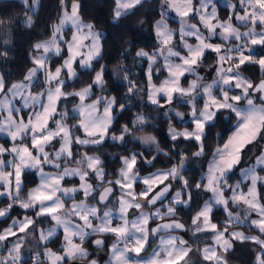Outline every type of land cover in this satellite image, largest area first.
Wrapping results in <instances>:
<instances>
[{
	"label": "snow or ice",
	"instance_id": "1",
	"mask_svg": "<svg viewBox=\"0 0 264 264\" xmlns=\"http://www.w3.org/2000/svg\"><path fill=\"white\" fill-rule=\"evenodd\" d=\"M239 2L244 11L242 15L235 13L236 20L245 26L251 24V27L243 33L233 25L231 16L226 21H219L215 6L212 7L211 13H208L207 8L211 0H199V5L194 4L193 0H164L167 7L174 10L176 15L180 17V40L183 48L187 49V54L182 55L180 51L175 50L172 43L173 30L164 21V13H162V19L157 21L155 25L160 44L158 50L149 54L141 49L136 53L138 57L147 58L149 62L147 75L150 92L148 98L153 104L159 103L157 99L159 94H163L171 103L173 94L176 93L181 97H188V102L193 103L191 115L195 128L192 131L177 132L170 127L169 131L173 140L182 136L185 139H194L199 142L200 150L194 155L200 156L204 153L202 143L204 129L209 122L214 120L217 112L227 109L235 116L234 131L223 147L216 148L208 164L207 183L203 184V187L212 193V198L205 201L204 206L192 218V224L196 226L195 231L213 232V239L216 244L225 251L232 247L230 240L224 238L228 226L233 222L242 223L249 220L253 212L258 218L251 219L250 224L258 228L261 234H264V203L260 202L261 197L257 191V184L258 182L264 184V177L256 173V166L264 167V153L256 158L255 166L242 170V177L251 182L246 192L240 190L239 182L235 186L227 183L228 173L241 161L242 150L253 142L264 140V80L254 85L251 80L244 78L238 71L241 65L248 62L258 64L264 72V57L257 59L251 54L253 49L250 47V45H264V0H239ZM24 3L27 4L28 0H24ZM37 3L38 0H33V6ZM60 3L63 11L59 23L53 26L51 39L34 45V49L37 52L42 50V54L34 55L32 58L34 67L29 69L24 78L29 83L24 81L14 83L5 90L4 80L0 77V94L3 95V99H0V109L7 112L4 121H0V132H7L13 141L11 149H6L0 145V156L5 152L13 154L12 160L0 159V185H3L5 189L0 191V196L10 197L14 203L19 202L20 207L24 209L38 208L37 216H48L55 221L57 227L63 229L65 244L62 253L47 249L46 257L49 264H65L67 260L86 259L89 255L87 249L83 247L86 238L100 233H111L116 237L111 245V257L108 264H189V261L185 259L190 251L188 247H184L186 241L178 240L174 236H169L167 239L161 237L162 247L153 249L147 258L140 256V253L145 250L150 233L156 234L161 230L184 227L183 224L176 221L164 223L151 229H149L148 224L150 219H163L164 215H175L176 208L174 205L183 204L187 206L191 201L190 195L187 200H183L181 199V192H176L173 197V206H169L163 215L159 210L155 213L144 211L146 204L155 205L157 201H162L171 187V185H165L159 191H154L158 184H163L164 180L169 177L183 179L181 176V169L184 165L183 159L179 167L174 166L167 172H157L139 178L145 188L136 193L133 190V184L138 180V174L134 170L137 156L133 154L131 157H123L124 166L120 169V178L106 181L109 186L103 187V191L99 193L97 204L88 203L89 197L96 199L93 196L96 188L89 182L90 173L88 170L95 174L94 178L99 179L101 185L105 183V173L98 156L85 154L76 161L77 165L86 164V168L65 166L62 171L55 174L44 172V165H51L60 170L61 161L67 164L73 157V144L101 143L112 123V108L115 104V98L105 100L104 97H99L92 103L86 104L85 100L91 94L92 85L72 93L63 91L65 80L62 78V72L66 70V75L72 78L76 75L73 68L75 63L78 62L83 67H90L91 61L100 55L101 34L94 30L92 23L83 21L79 12L78 0H72L70 11L65 6V0H60ZM139 4H141V0H115L114 18H120ZM197 16L200 23L207 29L208 36H205L196 24L189 23V17L196 18ZM213 20L217 22L213 23ZM31 23L32 17L28 16L27 24L31 25ZM68 25H71L73 30L70 39L66 38L64 31ZM257 25L261 27L260 32L256 31ZM218 28L221 30L219 35L223 41L234 38L236 41H243V43L225 48L223 44L209 42L211 37L217 34ZM187 37H194L197 43L195 45L188 43ZM86 41L90 43H85ZM62 45L66 46L67 56L64 57L63 63L53 71L48 66L50 59L48 54L60 56L64 51ZM245 49L249 55L244 54ZM206 50H211L217 54L218 78L211 83H204L202 77H197L196 80L190 82L187 88L183 87L181 77H184L186 73H195L196 66L200 64ZM159 57L164 60V68L168 72V77L157 87L152 84V68ZM173 57L178 58L180 62H174ZM225 63H230L231 66L224 68ZM40 72L44 73L45 83L48 87L43 92L33 95L28 91L30 82ZM93 83L96 85L103 84V69L97 72ZM216 88L219 89V95L214 94ZM234 89H239L240 93L230 95L229 93ZM250 90L252 93H261L259 105L250 95ZM26 91H28L27 95H25ZM132 91L133 87H129V92ZM194 93L195 95H193ZM9 94L13 99L20 97L24 108L32 109L27 120L22 116L19 119L15 117L14 114L20 113L22 109L14 106L13 100L9 99ZM69 95L78 97L80 101L73 109V118H78V122L72 127L82 129L86 138L82 139L73 133L66 123L68 119L66 111L57 112L58 102ZM198 96L206 97L202 109H197L194 103ZM102 101L105 106L101 113L99 105ZM241 101H246V104L240 106ZM120 107L123 108L124 105ZM56 115H59L60 119H55ZM177 115L181 114L177 113ZM50 121L54 123V128L50 127ZM137 121L143 123L144 118L140 116ZM128 131L127 126H125L124 132L127 133ZM29 138L30 143H25L24 141ZM57 138L60 147L54 152H49L48 147ZM123 138V136L119 137L121 140ZM113 139H117V137L113 136ZM140 139L146 144L156 143L154 136L141 137ZM18 140L19 144L16 143ZM6 167H11L13 171H5ZM25 169H36L40 174V183L28 192L26 200H20L21 176ZM69 176L79 177L81 182L79 187L66 188L62 186V181ZM184 184L187 186V181H184ZM112 185H118L122 192L118 198L117 217L121 223L115 225L113 224V210L108 209L101 214V209L98 207V205L106 206L107 201L113 195ZM201 186L200 183L196 185L197 188ZM226 189L232 192L230 197L226 196ZM79 192L83 193L84 199L77 202L74 199V194ZM65 198L73 200L70 207H66ZM230 202L236 206L243 205L242 212L233 213L230 211ZM214 205L223 206L224 211L228 214L226 226L222 230L218 228L217 224L211 222ZM12 206L10 203L6 209H0V217L5 216ZM131 209L138 210L139 215L129 220L128 215ZM76 220L81 223H77ZM95 220L100 221V223L94 224ZM33 223L31 218L25 217L19 223V231L24 232ZM16 226L17 222L13 221V225L0 234V241H5L9 235H15L13 228ZM55 233L56 227L48 230L46 234L41 232L40 239L46 241ZM230 237L232 239L251 240L264 248V239L257 236H247L236 231L232 232ZM77 238L79 243L76 242ZM94 243L99 247L104 244V241L96 239ZM121 243H123V247L120 246ZM19 250V244L10 250L9 255L12 260H19ZM12 252H15L16 255L12 256ZM132 253H135V257L138 259H134ZM204 259L214 262V264H226L223 257L218 254L217 249L213 247L204 249ZM88 264H98V262L93 259L89 260ZM257 264H264V252L257 256Z\"/></svg>",
	"mask_w": 264,
	"mask_h": 264
},
{
	"label": "trees",
	"instance_id": "2",
	"mask_svg": "<svg viewBox=\"0 0 264 264\" xmlns=\"http://www.w3.org/2000/svg\"><path fill=\"white\" fill-rule=\"evenodd\" d=\"M80 2V14L82 18L94 25L95 29L104 32L103 38V53L102 56L94 61L90 69H79L78 75L73 80H68L64 85L67 92L75 91L92 84L96 72L103 69L105 83L96 88L93 98L99 95L114 97L117 102L116 116L112 126L109 129L107 139L98 145L80 146L75 144L73 147V157L65 164L61 161V169L58 170L51 165H44L46 170L61 171L66 165H77L76 161L80 160L85 154L96 155L101 160V167L105 173V183L97 188L92 197L88 199L92 202H97L99 193L103 187H107V180H116L120 177V169L123 165L122 158L130 154H136V172L145 175L154 172L158 169H167L179 165L181 160H184L181 176L183 179H167L164 183H172L171 192L182 189L184 200L191 196V201L187 206L181 204L176 207V214L170 218L182 220L187 229L178 231L186 236L192 244L193 249L186 260L189 264H203L200 248L207 240L200 239L196 235H191V220L195 212H197L203 203L209 197V193L203 188L205 182L203 175L206 172L208 162L215 148L218 145H223L230 134L234 131L235 116L227 109L219 111L215 120L208 123L205 127L202 143L204 153L200 156L194 155L200 150V143L194 139H185L178 137L173 140L169 134L171 128H182L183 126H191V122L179 121L178 118L170 113L162 102H165L164 96L160 97L159 104L149 102V83H148V68L149 62L147 58L138 57L136 53L143 49L144 51L153 53L159 47V40L156 35L155 25L162 13H164V0H143L127 14L120 18H114V9L116 7L115 0H78ZM198 1V0H196ZM219 2V1H218ZM72 0H65V6L69 8ZM63 7L60 0H39L36 9L33 8V0H28L25 4L24 0H0V72L2 73L6 85L9 87L13 83L25 78L29 69L32 68L33 55L35 54L34 45L41 40L51 37L53 26L57 24L62 14ZM230 11L224 6L219 8V18L226 20L229 18ZM28 16L32 17L31 25L27 24ZM164 16V15H163ZM168 22L175 30L179 28V22L172 17H168ZM11 32V43L5 41L8 33ZM7 33V34H6ZM180 38L179 33L175 35V43ZM256 57H264V45H257L254 48ZM216 55L209 52L204 55L201 60L202 65L208 68L214 65ZM63 59V55L54 57L52 66H56ZM244 76L249 78L254 83L264 78L260 66L256 63H245L241 66ZM167 75V70L164 68L163 58H158L152 68V82L156 85L161 84ZM41 77V76H40ZM39 77V79H41ZM187 82V80H186ZM41 83H38V85ZM129 87H133V91L129 92ZM69 102L74 103L73 97H69ZM65 100V99H63ZM201 101V99H200ZM258 101L261 100L258 98ZM124 105L123 108L120 106ZM178 107L184 110L187 104L183 98L177 99ZM67 109H69L67 107ZM142 116L143 123H139L137 118ZM73 133L77 134L79 129L73 126V116L68 115ZM127 126L128 132H124ZM113 136H123V140L118 141L113 139ZM154 136L156 143L145 144L138 137ZM1 138V136H0ZM8 141L7 139H1ZM59 142L55 141L48 147L50 152L59 146ZM158 145V148H157ZM261 146L258 145L257 153L261 152ZM250 150V147L247 151ZM150 161V163H149ZM24 186L20 191V195L27 197L29 189L38 183L37 172L27 171L23 175ZM95 181V180H94ZM184 181H187L185 186ZM78 180H66L65 185L77 184ZM96 183V181L94 182ZM200 183L202 186L197 188ZM1 187V185H0ZM114 192L112 197H118L120 191L118 185H112ZM170 192V193H171ZM170 196V194H169ZM168 196V197H169ZM20 197V196H19ZM82 195L76 196L80 198ZM21 198V197H20ZM110 198V199H111ZM106 203V206L110 203ZM264 200V194L262 196ZM12 202L7 197L0 198V209L9 205ZM164 202V201H163ZM157 205L151 206L146 204L144 210H153ZM105 208V205H100ZM136 211V209H133ZM25 210L13 202L9 216L4 219L0 217V232H2L9 224L11 218L15 215H24ZM35 217L36 210L28 212ZM153 219L150 222V229L160 221L170 219ZM213 220L218 224L226 225L227 212L223 208L217 207L214 210ZM41 221L45 226H49L51 221L49 217L36 218V222ZM246 232L258 234L264 237L257 228L251 225L246 226ZM97 237H102L105 240L103 247H96L93 240ZM111 235L94 234L89 236L84 243L88 245L90 253L86 259L97 257L102 260L109 253L108 239ZM157 236L150 233V241L147 247L149 250L156 243ZM52 239L47 246L57 249L61 244H55ZM264 252L259 244L251 240L236 239L233 245L226 252V259L229 264H257V256ZM70 261V260H69ZM67 261L65 264H67ZM22 264H39L45 263L43 259L34 262V258L30 257Z\"/></svg>",
	"mask_w": 264,
	"mask_h": 264
},
{
	"label": "rangeland",
	"instance_id": "3",
	"mask_svg": "<svg viewBox=\"0 0 264 264\" xmlns=\"http://www.w3.org/2000/svg\"><path fill=\"white\" fill-rule=\"evenodd\" d=\"M143 0H141V2H142ZM219 1V2H218ZM193 2H194V4H196V5H199V0L198 1H196V0H193ZM38 4H39V0H38V3L36 4V5H34L33 6V8L34 9H36L37 8V6H38ZM235 6L234 8L232 7V6ZM213 6H215V8H216V13H217V17H218V20L219 21H221V22H223V21H226V20H228V19H226V20H223V19H221V18H219V8H220V6H224V7H226V8H228L229 9V11H230V15H229V17L231 16V18H232V20H231V22L233 23V25L235 26V27H237V28H239V30L243 33L244 31H247L248 30V28L249 27H251V24H248L247 26H245V24H242L240 21H238V20H236V18H235V13H239V14H243V11H244V8L243 7H241V5H240V2H239V0H211V3H209L208 4V8H207V11H208V13H211V11H212V7ZM245 7H247V5H245ZM132 10V9H131ZM131 10H129V11H131ZM128 11V12H129ZM168 17H172V18H174L175 20H177L178 22H179V28H178V30H175L173 27H171L170 26V24H169V22H168ZM162 19V17H160L159 19H158V21L159 20H161ZM163 19H164V21L167 23V25H168V27L171 29V30H173V46H174V48H175V50H177V51H180L181 52V54L182 55H185V54H187V49L186 48H183V46H182V42H181V40H180V38H179V40H178V42L177 43H175V35H176V33H179V35H180V28H181V23H180V17L178 16V15H176V13H175V11L174 10H172V9H169L168 7H167V5L164 3V16H163ZM189 19V23H192V24H196L199 28H200V31L205 35V36H208L209 35V33H208V31H207V29H205L204 28V26H203V24H201L200 23V21H199V18H198V16L196 17V18H191V17H189L188 18ZM217 21L216 20H213V23H216ZM7 31H9V30H7ZM220 29L218 28L217 29V34L216 35H214V36H212L211 37V39H210V41L209 42H211V43H213V44H223L224 45V47L225 48H228V47H232L233 45H236V44H241V43H243V41H236L234 38H231V39H229L228 41H223L222 39H221V37H220V35H219V33H220ZM256 31L257 32H260L261 31V27L259 26V25H257V27H256ZM10 32V31H9ZM7 34V33H6ZM187 39V41H188V43H190V44H193V45H195L196 43H197V41L195 40V38L194 37H187L186 38ZM47 40H49V38H47V39H44V40H41V42H43V41H47ZM5 41L9 44V43H11V32L10 33H8L7 34V36H6V39H5ZM37 43H39V41L37 42ZM36 43V44H37ZM257 45H250V47L254 50V48L256 47ZM158 50V49H157ZM156 50V51H157ZM156 51H154V52H156ZM153 52V53H154ZM209 52H212V53H214L215 55H216V60H215V62H214V65H212V66H210V67H208V68H205L203 65H202V63L200 62V64L198 65V66H196V71H195V73L194 74H189V73H186L185 74V76L184 77H181V85L183 86V87H185V88H187L188 86H189V84H190V82L191 81H193V80H196L197 79V77H202L203 78V82L204 83H211L213 80H215V79H217L218 77H217V68L219 67V64H218V57H217V54L215 53V52H213V51H211V50H206V52H205V54H207V53H209ZM40 54H42V50H40V52H36L35 53V55H40ZM150 54H152V53H150ZM244 54L245 55H249V52L245 49L244 50ZM253 56H255L254 55V51H252V53H251ZM256 57V56H255ZM160 58H162V57H160ZM257 59H259L260 57H256ZM173 59V61L174 62H177V63H179L180 61L178 60V58H175V57H173L172 58ZM203 59V58H202ZM247 63V62H246ZM57 66V65H56ZM229 66H231V64L230 63H225L224 65H223V67L224 68H227V67H229ZM242 66V65H241ZM241 66H240V68H239V72L241 73V75L244 77V78H246V79H249V78H247L246 76H244L243 75V73H242V70H241ZM34 67V65L32 66V68ZM49 67H50V65H49ZM66 71V70H65ZM39 74V73H38ZM41 76V77H40ZM0 77H2L3 78V80H4V77H3V75H2V73L0 72ZM39 77L41 78V79H39ZM168 77V72H167V75H166V77L164 78V80L166 79ZM63 78L66 80V79H69L70 80V78L66 75V72H63ZM43 74L42 73H40L37 77H35L31 82H30V89L28 90V91H30L31 92V94H33V95H35V94H38V93H40V92H43L44 91V84H43ZM72 80V79H71ZM186 80H187V82H186ZM250 80V79H249ZM21 81H24L25 83H29L28 81H25V79H22V80H20V81H17V82H15V83H18V82H21ZM38 83H41V84H39L38 85ZM252 83L255 85L256 83H254L253 81H252ZM4 84H5V90H7L8 88H10L11 86H7L6 85V83H5V80H4ZM152 84H154L153 82H152ZM154 85H156V84H154ZM160 85V84H159ZM159 85H156L157 87L159 86ZM28 91H26L25 92V95H27L28 94ZM149 92H150V87H149ZM240 93V90L239 89H234L233 91H231L229 94L230 95H234V94H239ZM214 94H216V95H219V89L218 88H216V89H214ZM193 95H195V93L193 94ZM250 95L252 96V98L255 100V102L257 103V105H259L261 102H259L258 101V98H259V93H252L251 92V90H250ZM163 96V94H159L158 96H157V99H158V101L160 100V97H162ZM67 98L68 99H70L69 97H66V98H62L59 102H58V104H57V112L58 113H62V112H67V114L69 115V114H72V116L74 115L73 114V109L76 107V105H78V103H76L75 101H74V99H73V101H74V103H71L72 102V100H71V102H69V100H67ZM166 98V97H165ZM180 99V98H183V100H184V102L187 104V107H186V109L184 110L183 108H181V107H178V105H177V99ZM0 99H3V95L2 94H0ZM9 99H12L13 100V104H14V106L15 107H18V108H21L22 110H21V112L20 113H18V114H14L15 115V117L17 118V119H19V117H24V119L25 120H27V118H28V115L32 112V109L31 108H24L23 107V101L21 100V98L20 97H16V98H12L11 97V94H9ZM63 99H65V100H63ZM188 97H181L178 93H176V94H173V100L171 101V103H169L168 101H167V98H166V100H165V102H162L163 103V105L166 107V109L170 112V113H172V114H174L175 116H176V118H178V120L179 121H184L185 123L186 122H191L192 123V115H191V113H192V107H193V103H190V102H188ZM200 99H201V101H200ZM205 99H206V97H203V96H198V97H196V100L194 101V103H195V106H196V108L197 109H202L203 108V105H204V102H205ZM148 100H149V98H148ZM149 102H151L150 100H149ZM160 102V101H159ZM152 103V102H151ZM159 104V103H158ZM246 104V101H241L240 102V106H244ZM67 107L69 108V109H67ZM223 110V109H222ZM221 111V110H220ZM177 113H180L181 115H177ZM219 112H217V114H218ZM7 116V112L6 111H4L3 109H0V121H4V119H5V117ZM217 116V115H216ZM216 118V117H215ZM215 118H214V120H215ZM55 119H60V116L59 115H56L55 116ZM213 120V121H214ZM213 121H211V122H213ZM77 122H78V118H76V119H74L73 118V125H76L77 124ZM211 122H209V123H211ZM66 123L68 124V126H70L71 127V124L72 123H70V121H69V119H67L66 120ZM235 124H236V121H235ZM50 127H55V125H54V123H52V122H50ZM195 128V124L194 123H192L191 124V126H183L182 128H172V129H175V131H177V132H183V131H185V130H187V131H192L193 129ZM79 129V128H78ZM204 132H205V129H204ZM79 136H82V134H83V130L82 129H79V132L77 133ZM169 134H170V131H169ZM232 134V133H231ZM230 134V135H231ZM0 136H1V138H0V145H2L4 148H6V149H11L12 148V146H13V141L11 140V137L7 134V132H0ZM170 136H171V134H170ZM141 137H146V136H141ZM141 137H138L139 139L141 138ZM182 137V136H181ZM7 139L8 141L6 142V141H3V140H1V139ZM116 140H118V141H120L121 139H119V137H117V139ZM141 140V139H140ZM122 141V140H121ZM142 141V140H141ZM25 143H30V138L29 139H26L25 141H24ZM16 143L17 144H19V140L18 141H16ZM146 144V143H145ZM148 144H152V143H147V145ZM152 145H154V144H152ZM224 145V144H223ZM223 145H218L217 147H223ZM258 145L259 146H261L260 148H261V152L260 153H257V151H258ZM216 147V148H217ZM250 147V150L249 151H247L248 150V148ZM216 148H215V150H216ZM215 152V151H214ZM213 152V153H214ZM262 153H264V140H258V141H256V142H253V144H250V145H247L243 150H242V153H241V161H240V163L231 171V172H229L228 173V176H227V183H228V185H231V186H235L238 182L240 183V190H242V191H247V188L250 186V180H246V179H244L243 177H242V170H245V169H249V168H252L253 166H255L256 165V158L258 157V156H260ZM134 154V153H133ZM133 154H130V155H127V156H124V157H131ZM89 156H96V155H89ZM0 159H4V160H6V161H8V160H12L13 159V154H11L10 152H5V153H3L2 154V156H0ZM212 159V156L210 157V160ZM209 160V161H210ZM122 162H123V160H122ZM208 164H209V162H208ZM124 165H122V167H123ZM180 166V164L179 165H176V167H179ZM121 167V168H122ZM135 168H136V164H135V166H134V170H135ZM171 168H173V167H171ZM171 168H167V169H158V170H155L154 172H151V173H148V174H145V175H141V174H139V173H137L136 172V170H135V172L138 174V180H137V182H135L134 184H133V190L136 192V193H139L140 191H142L144 188H145V185L140 181V179L139 178H143V177H146V176H149V175H151V174H154V173H157V172H167L168 170H170ZM5 171H12V168L10 167V168H8V167H6L5 168ZM47 171H50V170H47ZM89 171V173L91 174V175H93V177H94V173H92V171L91 170H88ZM207 172H208V166H207V169H206V172L204 173V175H203V178H204V180H205V182H204V184H206L207 183V180H206V176H207ZM38 173V172H37ZM256 173H257V175H259V176H261V177H264V167H262V166H256ZM37 177H38V174H37ZM120 178V177H119ZM168 179H172L171 177H169ZM78 180V179H77ZM96 181V183H95V188H96V190H97V188L100 186V184H101V181L99 180V179H95V178H93L91 181H92V183L93 182H95ZM39 182L40 181H38V183L37 184H39ZM164 182H165V180H164ZM78 183H80L79 182V180H78ZM77 183V184H78ZM36 184V185H37ZM77 184H74V185H77ZM35 185V186H36ZM65 185V184H64ZM162 184H158L155 188H154V191H156V190H158V188L161 186ZM65 186H70V185H65ZM34 187V186H33ZM32 187V188H33ZM32 188H30L29 189V191L32 189ZM204 189V188H203ZM5 189H4V187L3 188H0V191H4ZM205 190V189H204ZM119 191H120V193H119V195H118V197H112L111 199H110V203L105 207V208H102L100 205H98V207L101 209V214H102V212L103 211H105V210H108V209H112L113 210V224L115 225V224H119V223H121V221L117 218L118 217V208H119V204H118V198L122 195V192H121V189H120V187H119ZM125 191H127V189H125ZM181 192V199H183L184 200V198H183V192H184V190H182V189H178V190H175V191H173V192H171L170 193V196L164 201V202H162V204H160L159 206H157L156 208H154L152 211V213H155L157 210H159L160 211V213H161V215H163L164 213H166L167 212V208L169 207V206H173V197L175 196V194H176V192ZM206 191V190H205ZM257 191H258V193L260 194V197H261V200H260V202L261 203H264V200L262 199V196H263V194H264V184H261V183H259L258 182V184H257ZM208 193H209V197L207 198V200L206 201H208V200H210V198H212V193L211 192H209V191H207ZM225 194H226V196L227 197H230L231 195H232V192L230 191V190H228V189H226L225 190ZM151 195V194H150ZM83 196V195H82ZM1 197H6V196H0V198ZM8 197V196H7ZM20 199L21 200H26L24 197H22L21 195H20ZM188 197H189V195H188ZM10 200H12L10 197H8ZM79 199H84V197H80ZM13 201V200H12ZM88 203L89 204H97V202H92V201H90L89 199H88ZM11 204L13 205V202H11ZM175 206V208L178 206V204H176V205H174ZM204 206V203H203V205H202V207ZM201 207V208H202ZM217 207H221V208H223V206H220V205H214V207H213V209H212V213H211V222L212 223H215V224H217V226H218V228L219 229H223L225 226L222 224H218V223H216L214 220H213V218H212V216H213V212H214V210L215 209H217ZM7 207H2L1 209H6ZM200 208V209H201ZM244 208V206L243 205H240V206H236V205H232L231 204V202L229 203V210L230 211H232L233 213H240V212H242V209ZM12 209V208H11ZM11 209H8V211H7V213H6V215L5 216H3V217H1V218H5V217H7V216H9V214H10V210ZM24 209V208H23ZM199 209V210H200ZM25 210V212H24V215H15V217H13V218H11L10 219V221H9V224H8V226L5 228V229H8L10 226H12L13 225V221H16L17 222V226L16 227H14L13 228V231L15 232V235H9L8 237H12V239H13V243L10 245L9 244V246H8V250H7V257H5L6 259H11V257H10V255H9V253H10V250H12L13 248H14V246L16 245V244H19L20 245V250H19V260H20V258H23V253H22V249H21V247H22V245H23V243L25 242V239L28 237V229H29V227L24 231V232H20L19 231V223L21 222V221H23L24 219H25V217H29V218H31L32 220H33V217L31 216V214L30 213H28V212H31V211H34V210H36L37 211V208H30V209H24ZM198 210V211H199ZM146 212H149V213H151V210H147ZM195 214H196V212L193 214V216H192V218L195 216ZM139 215V211L138 210H136V211H134L133 209H131L130 211H129V215H128V219L129 220H132V219H134L136 216H138ZM228 215V214H227ZM165 216H168V215H165ZM258 217H257V215H256V213L255 212H253V213H251V216L249 217V220H245V221H243L242 223H236V222H233L230 226H228V231L227 232H225L224 233V238L225 239H229L230 240V243L233 245V242H234V240H236V239H232L231 237H230V234L232 233V232H236V231H239V232H242V233H244L245 235H247V236H257V237H259V238H261V239H264V237H262V236H260V235H258V234H252V233H247L246 232V229H247V225H251L250 224V220L251 219H257ZM228 219V218H227ZM52 221V220H51ZM227 221V220H226ZM226 221H224V223L226 222ZM53 222V221H52ZM54 224L53 225H51V228H50V226H46V230L44 231V233L46 234L47 232H48V230H50V229H52V228H54V227H56V233H55V235L54 236H52V237H50L48 240H46V241H51L52 239H54V238H57L58 237V239L57 240H55V244H61L63 241H64V233H63V229L61 228V227H57L56 226V224H55V221L53 222ZM81 223V222H80ZM98 223H100V221H98V220H95L94 221V224H98ZM226 224V223H225ZM252 226V225H251ZM148 227H149V229H150V224H148ZM195 225H193L192 224V220H191V232H190V234L191 235H196L198 238H200V239H207L203 244H202V246H201V248H200V253H201V256H202V261H204V263L203 264H214V262H211V261H207V260H205L204 259V249L206 248V247H213V248H216L217 249V252H218V254H220L222 257H223V260L226 262V264H229L228 263V261H227V259H226V252L227 251H225L223 248H221L219 245H217L216 244V242H215V240L213 239V236H214V233L213 232H211V231H206V232H196L195 231ZM252 227H254V228H256L255 226H252ZM62 229V230H61ZM258 229V228H257ZM62 231V232H61ZM4 233V232H3ZM110 234V233H109ZM169 236H174V237H177L178 238V240L179 239H183L184 241H186V244L184 245V247H188L189 249H190V251H189V253H188V255L191 253V251H192V249H193V247L194 246H192V244H190V242H189V240H188V238L186 237V236H184L182 233H180V232H177V231H168V232H164V233H160V234H158V236H157V238H156V241H155V245L154 246H152L149 250H147V247H148V245H149V243H147L146 244V246H145V250L144 251H142L141 253H140V256L141 257H145V258H147L151 253H152V251H153V249H158L159 247H162V245H161V243H160V241H161V237H164L165 239H167ZM87 239H88V237L86 238V240H85V242L87 241ZM11 240V239H10ZM116 240V238L114 237V236H111V237H109V239H108V244H107V246L109 247V249H110V252L109 253H107L106 255H105V257H104V259H103V263L102 264H108V262H109V260H110V257H111V245H112V243L114 242ZM150 241V234H149V237H148V242ZM84 242V243H85ZM93 242H94V240H93ZM1 245V244H0ZM121 247H123V244L121 243V245H120ZM179 246V245H178ZM0 247H2V246H0ZM84 248H86L87 249V251H88V253H89V251H90V249H88L89 247H88V245H84L83 246ZM230 249V248H229ZM228 250V249H227ZM12 254V256H15L16 255V253L15 252H12L11 253ZM132 256H133V258L134 259H138L137 257H135V253H132L131 254ZM188 257V256H187ZM187 257H185V259L187 258ZM47 264H49V261H48V263ZM202 264V263H201Z\"/></svg>",
	"mask_w": 264,
	"mask_h": 264
},
{
	"label": "crops",
	"instance_id": "4",
	"mask_svg": "<svg viewBox=\"0 0 264 264\" xmlns=\"http://www.w3.org/2000/svg\"><path fill=\"white\" fill-rule=\"evenodd\" d=\"M78 3L80 4V2L78 1ZM68 10L70 11L71 10V4H70V6H69V8H68ZM79 12H80V9H79ZM62 15V14H61ZM81 15V14H80ZM82 17V16H81ZM60 18H61V16H60ZM83 19V18H82ZM60 20V19H59ZM83 21L85 22V23H89V22H87V21H85L84 19H83ZM57 23H59V21L57 22ZM94 30L95 31H97V32H99L100 34H101V38H100V48H101V51H100V55L98 56V57H96L94 60H92L91 61V66L90 67H83V66H81L78 62L77 63H75L74 65H73V68H74V70H75V72H76V75H75V77L78 75V73H79V69H90L92 66H93V63H94V61H96V60H98L101 56H102V53H103V38H104V32L103 31H101V30H98V29H95L94 28ZM65 34H66V38H69L70 39V37H71V34H72V29H71V25H68L66 28H65ZM51 39V37H49V40ZM39 42H41V41H39ZM85 43H90V42H88V41H86ZM62 47L64 48V51L61 53V55H63V59H64V57H66L67 56V51H66V46H64V45H62ZM37 51L35 50V53H36ZM35 55V54H34ZM33 55V56H34ZM49 56H50V59L48 60V66L50 65V68L54 71L55 70V68L56 67H59L62 63H63V59H62V61L59 63V64H57V66H52L51 64H52V60H53V58L54 57H59V56H56V55H54V54H48ZM101 71V69L98 71V72H100ZM66 72V71H65ZM40 73H42L43 74V84H44V90L48 87V85L45 83V77H44V73L43 72H40ZM39 73V74H40ZM28 74V73H27ZM38 74V75H39ZM96 74H97V72H96ZM96 74H95V77H96ZM37 75V76H38ZM62 78H63V72H62ZM75 77H72V78H70V80L72 79H74ZM95 77H94V80H95ZM64 79V78H63ZM65 80V79H64ZM69 79H66L65 80V84H66V82L68 81ZM94 82V81H93ZM92 82V84H90V85H92V91H91V94H90V96L85 100V103L86 104H90V103H92L93 101H95L97 98H99V97H104L105 98V100H107V99H110V98H114V97H108V96H105V95H99V96H97V97H94L93 98V94H94V91H95V89L96 88H99V87H101L104 83H105V77H104V72H103V84L102 85H96V84H94ZM88 86V85H87ZM86 87V86H85ZM82 88H80V89H78V90H75V91H71V92H67V91H65V89H64V87H63V91L65 92V93H72V92H76V91H79V90H81ZM67 97H73L74 98V101L76 102V103H80V101H79V98L78 97H75V96H71V95H69V96H67ZM104 102L102 101L101 103H100V105H99V109H100V112L102 113L103 112V108H104ZM116 109H117V102H116V99H115V104L113 105V108H112V117H113V119H112V123H113V120H114V118H115V116H116ZM51 122V121H50ZM112 123H111V125L109 126V128H108V131H107V134L105 135V138H104V140L103 141H101V143L102 142H104L106 139H107V137H108V135H109V129L111 128V126H112ZM70 127V126H69ZM71 128V127H70ZM75 134V133H74ZM76 136H79L78 134H75ZM80 138H86L85 137V134H84V132H83V134H82V136H79ZM55 141H58V138H57V140H54L53 142H55ZM52 142V143H53ZM101 143H99V144H101ZM59 146L56 148V149H58L59 147H60V144H58ZM74 145L75 144H73L72 145V150H73V147H74ZM77 145H79V144H77ZM88 145H98V144H88ZM88 145H80V146H88ZM55 149V150H56ZM48 150V149H47ZM54 150V151H55ZM49 151V150H48ZM50 152V151H49ZM67 167H69V168H75V167H85L86 168V164L85 165H66ZM8 168H10V167H8ZM36 171V172H38L36 169H25L24 171H23V173H22V176H21V180H22V185H21V189L23 188V186H24V181H23V175H24V173L25 172H27V171ZM12 171H13V169H12ZM62 171V170H61ZM44 172L45 173H52V174H55V173H57L58 171H47L45 168H44ZM38 174V181H40V174H39V172L37 173ZM94 177H93V175H89V182L90 183H92V179H93ZM73 179H78L79 180V177L78 176H69V177H65V179H64V181H62V186L63 187H66V188H72V187H79V185H80V180H79V182L80 183H78L77 185H74V184H71L70 186H65L64 185V182L66 181V180H73ZM166 181V180H165ZM40 183V182H39ZM93 184V186L95 187V183L93 182L92 183ZM39 184H37L36 186H34L33 188H35V187H37ZM0 188H3V185H1V187ZM13 195H15V193H13ZM78 195H83V193L82 192H79V193H75L74 194V199L78 202V201H80V200H82V199H79V198H76V196H78ZM7 197V196H6ZM83 197V196H82ZM8 198V197H7ZM19 199H20V197H19ZM25 199H27V197L25 198ZM21 200V199H20ZM17 205H20L19 204V202H15ZM73 203V200L72 199H68V198H65V205H66V207H70L71 206V204ZM179 205H181V204H178V206ZM39 209L37 208V211H38ZM36 211V212H37ZM145 212L147 211V210H144ZM153 211L151 210V213H152ZM32 216V215H31ZM171 216H174V215H171ZM171 216H165L164 215V217H171ZM33 217V221H34V223L32 224V225H30V227H29V229H28V237L25 239V242L23 243V245H22V247H21V249H22V253H23V258H20V261H25V260H27L28 258H30V257H36V259L37 260H40V259H43L44 261H45V263L47 264L48 263V259H47V257H46V250L47 249H51V250H53L54 252H58V253H62V249H63V247H64V244H65V241H63L62 243H61V245H60V247L59 248H57V249H54V248H51V247H48L47 246V244L49 243V241H42L41 239H40V235H41V232H44L45 230H46V226L45 225H43L42 223H41V221H37L36 222V218H44V217H48V216H37L36 214H35V217L34 216H32ZM49 219H50V221H51V218L49 217ZM73 219H76V218H73ZM153 219H160V218H153ZM153 219H150L149 220V224H150V222H151V220H153ZM53 221V220H52ZM51 221V224L49 225L50 226V228H51V225H53L54 223V221L52 222ZM76 222L77 223H80V221H78V220H76ZM62 230V229H61ZM5 231V229L2 231V232H0V234H2L3 232ZM63 231V230H62ZM61 231V232H62ZM100 234H108V235H111V236H114L113 234H109V233H100ZM115 237V236H114ZM98 238V237H97ZM116 238V237H115ZM11 239V240H10ZM76 242L77 243H79V240H78V238L76 239ZM13 243V239H12V237H8L5 241H0V246H2L1 248H2V250H3V255H4V257H7V250H8V246H9V244L11 245ZM149 243V242H148ZM105 244V243H104ZM8 245V246H7ZM85 244H83V246H84ZM86 246V245H85ZM104 246V245H103ZM89 249V248H88ZM109 252H110V249H109ZM89 253H90V251H89ZM67 261H69V260H67ZM66 261V262H67ZM65 262V263H66Z\"/></svg>",
	"mask_w": 264,
	"mask_h": 264
},
{
	"label": "water",
	"instance_id": "5",
	"mask_svg": "<svg viewBox=\"0 0 264 264\" xmlns=\"http://www.w3.org/2000/svg\"><path fill=\"white\" fill-rule=\"evenodd\" d=\"M261 80H264V78L260 79L258 82H256V84H258ZM260 95H261V93H259V97H260ZM165 185H171V184L168 183V184H165ZM165 185H164V186H165ZM164 186L160 187L157 191H159V190H160L161 188H163ZM171 190H172V186L170 187V189H169L168 193L166 194L165 198H164L162 201H157V203H156L155 205H157V204L160 203V202L165 201V200L168 198V196H169ZM102 191H103V190H102ZM110 198H111V197H110ZM110 198H109V199H110ZM108 201H109V200H108ZM108 201H107V202H108ZM150 205H151V204H150ZM151 206H154V205H151ZM173 221H176V222H179V223L183 224L184 227L181 228V229L173 228V229H169V230H161V231H159L158 233L153 234V236L155 237V236H158V234H160V233H164V232H168V231H177V230H178V231H185V230L187 229L186 224H185L182 220H180V219H165V220L160 221V222H158L157 224H155L152 228H156L158 225H162V224H164V223H172ZM96 239H101V240L104 241V239H103L102 237L95 238L94 241H95ZM104 243H105V241H104ZM93 244H94V246L98 247L94 242H93ZM103 245H104V244H103ZM103 245H102V246H103ZM102 246H99V247H102ZM93 259H95V260L98 262V264H102V260L99 259V258H97V257H91V258H89V259H83V260H81V259L70 260L67 264H88V261H89V260H93ZM39 264H46V263H39Z\"/></svg>",
	"mask_w": 264,
	"mask_h": 264
},
{
	"label": "built area",
	"instance_id": "6",
	"mask_svg": "<svg viewBox=\"0 0 264 264\" xmlns=\"http://www.w3.org/2000/svg\"><path fill=\"white\" fill-rule=\"evenodd\" d=\"M13 202V201H12ZM8 206V205H7ZM5 206V207H7ZM123 244V243H122ZM37 259L36 257H34V262H36ZM4 262H6V264H22V262L20 260H12V259H6L3 255V250L0 247V264H4Z\"/></svg>",
	"mask_w": 264,
	"mask_h": 264
},
{
	"label": "flooded vegetation",
	"instance_id": "7",
	"mask_svg": "<svg viewBox=\"0 0 264 264\" xmlns=\"http://www.w3.org/2000/svg\"><path fill=\"white\" fill-rule=\"evenodd\" d=\"M170 184H171V186H172V183H170ZM164 185H165V183H163L160 187H162V186H164ZM160 187H159V188H160ZM159 188H158V189H159ZM156 191H157V190H156ZM169 218H170V217H169ZM170 219H175V218H170ZM176 219H177V218H176ZM103 239H104V238H103ZM104 241H105V240H104ZM102 247H103V246H102ZM98 248H100V247H98Z\"/></svg>",
	"mask_w": 264,
	"mask_h": 264
}]
</instances>
